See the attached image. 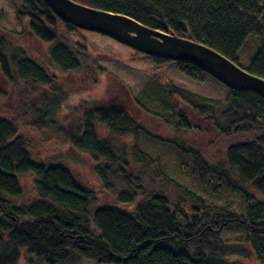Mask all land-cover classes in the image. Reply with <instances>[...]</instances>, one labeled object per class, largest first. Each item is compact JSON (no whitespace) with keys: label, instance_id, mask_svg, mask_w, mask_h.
<instances>
[{"label":"trees","instance_id":"16d2710c","mask_svg":"<svg viewBox=\"0 0 264 264\" xmlns=\"http://www.w3.org/2000/svg\"><path fill=\"white\" fill-rule=\"evenodd\" d=\"M73 1L201 42L238 65L239 53L252 33L262 46L246 70L264 79V0H212L195 20L201 35L190 32L193 21L183 0ZM12 2L17 19L27 23L36 39L50 45V60L61 73L83 69L90 57L86 46L71 44L59 33L61 26L67 32L79 28L62 21L44 0ZM9 48L0 34V75L7 83H21L30 92L41 86L49 87L56 96L60 93L56 74L23 49ZM135 57L155 64L176 63L180 73L198 82L207 74L189 62L143 53L132 59ZM228 90L221 102L169 82L165 87L172 103L177 106L176 98L182 100L193 112L205 116L220 135H254L231 145L221 165L209 164L193 147L172 142L181 158L189 156L198 181L213 184L215 192L220 187L242 195L245 212L241 214L207 204L197 193L164 176L159 158L138 144L141 133L149 136L142 124L123 107L107 104L85 106L79 119H71L62 133L75 149L92 156L104 189L116 197L118 205L93 209L97 193L84 187L64 165L35 159L15 121L2 117L0 102V264H17L23 249L34 257L35 264H80L83 260L96 264H234L229 262L234 254L246 258L254 254L264 261V99L252 91ZM61 102L53 97L39 110L29 111L34 116L32 124L56 127ZM165 113L169 114L166 123L192 129L182 111ZM99 125L106 126L113 136L133 134L132 147L103 136ZM138 165L142 172L156 168L162 179L183 193L189 207L183 202L173 204L163 191L148 192L142 178L134 174L141 172L136 170ZM23 174L36 176L38 197L29 203L15 201L24 193L19 178ZM227 229L244 233V245L225 242L221 235Z\"/></svg>","mask_w":264,"mask_h":264},{"label":"rangeland","instance_id":"374dc122","mask_svg":"<svg viewBox=\"0 0 264 264\" xmlns=\"http://www.w3.org/2000/svg\"><path fill=\"white\" fill-rule=\"evenodd\" d=\"M183 1L189 8L193 21L194 30L190 29V32L201 35V27L195 20L197 16L204 14L208 6H211L212 0ZM59 33L62 39L71 44L79 43L86 46L90 57L86 58L80 72L61 73L50 60V45L36 39L28 30L27 23L17 19L12 0H0V34L8 41L9 51L23 49L56 74L61 87L57 96L49 87L35 86L30 92L23 89L21 83L17 85L7 83L0 75V102L3 103L1 115L15 121L19 133L27 140L35 159L64 165L84 187L94 190L98 200L93 205V209L100 205H118L115 195L104 189L102 181L95 173L96 162L92 156L75 149L62 133L66 131L71 119H79L87 105L121 106L142 124L149 134L148 136L141 133L138 144L153 158H159L164 176L176 180L182 186L197 193L207 204L237 214L245 212L244 198L240 193L229 192L220 187L215 192L213 184L198 181L190 167L189 156L185 155L181 158L177 148L172 144L178 142L193 147L201 152L209 164L221 165L231 145L254 137L252 134L229 137L220 135L205 116L193 112L178 98H176V106L165 91L169 82L200 96L223 102L229 93L225 85L209 74L204 76L202 82L194 81L180 73L177 64L173 62L155 64L140 57H135L136 59L133 60L132 56L140 52L106 35L82 29L67 32L62 26ZM183 35L196 39L190 33ZM261 46L260 38L251 33L239 53V65L244 69L249 68ZM53 97L62 100L57 109L56 127H35L32 124L34 116L30 112L34 109L39 110ZM179 110L188 117L192 125L191 130L178 129L174 124L166 123L164 118L169 114L165 112L173 113ZM67 117L69 119H66ZM98 129L103 136L114 138L119 145L123 144L130 148L135 141L133 134L118 137L113 136L106 126L99 125ZM136 170H141L134 174L142 178L148 192L163 191L173 204L183 202L185 207H189L183 193L172 182L162 179L156 168L151 167L147 172H142L144 169L138 165ZM19 178L24 193L15 201L29 203L36 200L38 197L34 182L36 176L23 174L19 175ZM126 208L133 210V206ZM221 238L233 246L245 243L244 233L234 229L225 230ZM34 260V257L23 249L17 264H35ZM229 262L264 264V261L258 260L254 254L249 258L234 254L229 258ZM80 264L96 263L83 260Z\"/></svg>","mask_w":264,"mask_h":264},{"label":"water","instance_id":"95a60500","mask_svg":"<svg viewBox=\"0 0 264 264\" xmlns=\"http://www.w3.org/2000/svg\"><path fill=\"white\" fill-rule=\"evenodd\" d=\"M44 2L72 26L109 36L149 56L195 64L228 89L252 91L264 99L263 78L201 42L152 29L127 15L94 9L73 0Z\"/></svg>","mask_w":264,"mask_h":264}]
</instances>
